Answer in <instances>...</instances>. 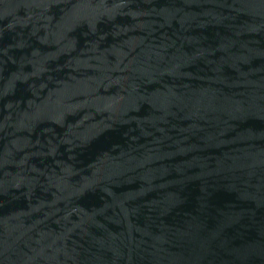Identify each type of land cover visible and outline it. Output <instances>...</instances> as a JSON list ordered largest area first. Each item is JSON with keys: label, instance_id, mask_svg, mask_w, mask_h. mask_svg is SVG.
<instances>
[{"label": "water", "instance_id": "water-1", "mask_svg": "<svg viewBox=\"0 0 264 264\" xmlns=\"http://www.w3.org/2000/svg\"><path fill=\"white\" fill-rule=\"evenodd\" d=\"M0 264H264V0H0Z\"/></svg>", "mask_w": 264, "mask_h": 264}]
</instances>
